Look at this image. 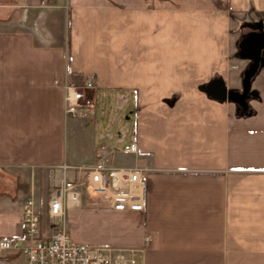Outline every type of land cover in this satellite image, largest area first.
<instances>
[{
	"label": "crops",
	"instance_id": "obj_1",
	"mask_svg": "<svg viewBox=\"0 0 264 264\" xmlns=\"http://www.w3.org/2000/svg\"><path fill=\"white\" fill-rule=\"evenodd\" d=\"M262 11L264 0H0V240L23 239L45 179L50 190L79 167H114L105 151L66 158L61 82L75 71L96 94L137 96L138 152L122 166L147 169L146 209H95L121 224L110 240L144 249L138 264H264V67L253 114L224 96L242 91L239 42L263 31L241 23ZM24 260L0 248V264Z\"/></svg>",
	"mask_w": 264,
	"mask_h": 264
},
{
	"label": "built area",
	"instance_id": "obj_2",
	"mask_svg": "<svg viewBox=\"0 0 264 264\" xmlns=\"http://www.w3.org/2000/svg\"><path fill=\"white\" fill-rule=\"evenodd\" d=\"M64 92L65 118H86L96 108V87L92 78L82 86L73 85L68 76L61 82ZM124 153L138 152L136 142L126 143ZM63 169L71 166L62 165ZM146 168L112 167L101 163L79 167L77 176L66 173L58 182L52 178L47 200V230L34 195L25 204L23 239L3 238L0 248L19 249L23 264H138L144 249L89 244L73 239L67 225V210L87 201L98 203L95 209L143 212L147 203ZM152 241L151 235L145 239ZM3 264H11L4 261Z\"/></svg>",
	"mask_w": 264,
	"mask_h": 264
},
{
	"label": "rangeland",
	"instance_id": "obj_3",
	"mask_svg": "<svg viewBox=\"0 0 264 264\" xmlns=\"http://www.w3.org/2000/svg\"><path fill=\"white\" fill-rule=\"evenodd\" d=\"M241 24L264 32V12H251ZM244 32L247 35L248 31ZM261 57L260 64L263 68L264 51ZM243 61L241 65L245 68L247 64L244 66ZM120 94L113 89L108 91L100 89L97 93V108L89 116L69 118L65 128L66 158L69 162H86L85 160L98 151L107 152V160L113 161L114 167L130 164L134 160V155L124 153L123 148L134 134L137 96L134 92H126L128 100L124 102ZM43 185L42 194L39 196L36 192V203L44 217L43 226L47 230L49 221L46 213L49 192L47 179ZM97 205L98 203L93 201L84 200L82 206L67 210V225L73 239L91 245L125 247L110 240L111 235L121 228V224L105 212L100 217L94 212Z\"/></svg>",
	"mask_w": 264,
	"mask_h": 264
},
{
	"label": "water",
	"instance_id": "obj_4",
	"mask_svg": "<svg viewBox=\"0 0 264 264\" xmlns=\"http://www.w3.org/2000/svg\"><path fill=\"white\" fill-rule=\"evenodd\" d=\"M240 55L251 59V63L244 72L243 88L241 93L226 91L225 97L236 100L245 99L250 93L252 79L258 72L261 64V56L264 51V32L254 31L245 35L239 42Z\"/></svg>",
	"mask_w": 264,
	"mask_h": 264
},
{
	"label": "trees",
	"instance_id": "obj_5",
	"mask_svg": "<svg viewBox=\"0 0 264 264\" xmlns=\"http://www.w3.org/2000/svg\"><path fill=\"white\" fill-rule=\"evenodd\" d=\"M88 79H90V78L82 72L70 71L68 74V80L73 85H78V86L85 85L87 83ZM235 93H239V92H235ZM249 98H250V93L248 94V96L245 99L236 100V99L232 98V100L236 101V103H237L238 115L248 116V115H251L254 113V110L248 104ZM48 194H49V192H48ZM46 211H47V208H46Z\"/></svg>",
	"mask_w": 264,
	"mask_h": 264
}]
</instances>
